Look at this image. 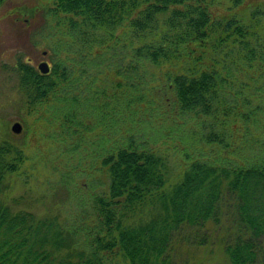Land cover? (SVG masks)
Returning a JSON list of instances; mask_svg holds the SVG:
<instances>
[{"label": "trees", "instance_id": "16d2710c", "mask_svg": "<svg viewBox=\"0 0 264 264\" xmlns=\"http://www.w3.org/2000/svg\"><path fill=\"white\" fill-rule=\"evenodd\" d=\"M47 1L61 27L50 72L20 53L11 70L28 107L52 103L39 120L56 116L55 109L64 136H98L107 194L93 197L100 218L93 235L56 217L12 210L5 180L25 156L0 140V264H108L106 253L115 250L128 264H178L177 240L185 234L198 238L197 248L207 234L218 240L221 264H264V3L240 14L234 9L243 0H225L232 10L225 16L212 11L221 0ZM82 75L84 94L75 93ZM163 89L199 127L218 126L201 132L191 145L197 154L186 153L174 180L166 157L125 135L119 110L133 119L152 116L167 103ZM235 120L244 141L229 125ZM199 141L241 153L213 158ZM185 241L179 245L192 242Z\"/></svg>", "mask_w": 264, "mask_h": 264}, {"label": "rangeland", "instance_id": "374dc122", "mask_svg": "<svg viewBox=\"0 0 264 264\" xmlns=\"http://www.w3.org/2000/svg\"><path fill=\"white\" fill-rule=\"evenodd\" d=\"M259 2L264 3V0H243L234 10L247 14ZM230 5L221 0L216 2L212 11L229 16L232 12L228 10ZM50 6L51 2L47 0H7L0 5V140L11 141L21 148L25 156L17 170L6 176L3 198L14 211L21 209L40 217H56L60 223L73 225L83 234L93 235L100 227L93 197L107 194L108 183L107 170L101 165L100 157H96V151L100 148L98 136L93 133L87 136L84 134L83 139L75 133L64 136L63 132L60 133V118L55 109L50 114L56 116L51 118L47 113L46 119L39 120L38 115H45L42 109H51L52 103L36 105L35 110L28 107L11 70L17 53L24 54V58L36 69L43 61L51 65L49 54L52 52L55 55L51 48L58 45L55 38L59 37L61 27L57 26V18L50 13ZM96 55V52L92 55L93 60H98ZM86 77L88 75L81 76L75 93L79 91L84 94ZM162 93L167 103L161 104L152 116L140 115L133 119L135 113L119 110L123 121L128 122L125 135H131L136 143L153 148L166 157L174 180L186 167V153L190 156L197 154L191 145L199 140L201 132L218 126L206 121L199 127L189 117L190 114L182 113L175 105L174 92L163 89ZM16 121L22 124V130L18 134L11 131V125ZM229 125L234 129L238 128L236 135L242 141L247 139L241 123L235 120ZM130 126H134L132 131ZM218 138L222 142L226 140L225 136ZM199 142L201 152L213 158L234 159L235 154L241 153L239 149L235 154L227 152V149L220 152L214 142ZM256 143L254 151L257 152L258 140ZM148 213L147 210L142 213L143 219L148 217ZM207 235V239H203L206 246L198 248L193 244L198 239L194 235L188 239L185 238L188 234L179 238L176 251L180 261L185 259L182 262L193 264L198 258L209 257L212 259L208 264H219V241L211 238L210 234ZM185 240L192 242L179 245ZM106 255L108 264H128L116 250Z\"/></svg>", "mask_w": 264, "mask_h": 264}, {"label": "water", "instance_id": "95a60500", "mask_svg": "<svg viewBox=\"0 0 264 264\" xmlns=\"http://www.w3.org/2000/svg\"><path fill=\"white\" fill-rule=\"evenodd\" d=\"M38 68L43 73H47L49 71V65L46 61L39 63ZM21 130H22V126L19 122L16 121L11 125V131L14 133L18 134L21 132Z\"/></svg>", "mask_w": 264, "mask_h": 264}, {"label": "bare ground", "instance_id": "6f19581e", "mask_svg": "<svg viewBox=\"0 0 264 264\" xmlns=\"http://www.w3.org/2000/svg\"><path fill=\"white\" fill-rule=\"evenodd\" d=\"M47 62V61H46ZM41 63V62H40ZM48 63V62H47ZM39 65V64H38ZM48 65H49V63H48ZM38 67V66H37ZM39 69V68H38ZM40 72H41V70H40ZM50 72V65H49V71L47 72V73H49ZM43 73V72H42ZM44 74H46V73H44ZM17 122H19V121H17ZM20 124H21V122H19ZM21 126H22V124H21Z\"/></svg>", "mask_w": 264, "mask_h": 264}]
</instances>
